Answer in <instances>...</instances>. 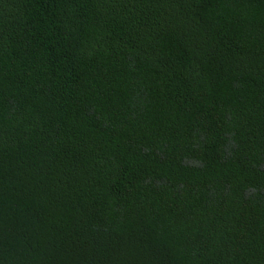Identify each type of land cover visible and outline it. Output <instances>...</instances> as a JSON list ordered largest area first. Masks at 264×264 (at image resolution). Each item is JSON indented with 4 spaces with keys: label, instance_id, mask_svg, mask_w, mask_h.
Instances as JSON below:
<instances>
[{
    "label": "trees",
    "instance_id": "obj_1",
    "mask_svg": "<svg viewBox=\"0 0 264 264\" xmlns=\"http://www.w3.org/2000/svg\"><path fill=\"white\" fill-rule=\"evenodd\" d=\"M0 264H264V0H0Z\"/></svg>",
    "mask_w": 264,
    "mask_h": 264
}]
</instances>
